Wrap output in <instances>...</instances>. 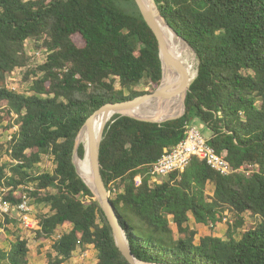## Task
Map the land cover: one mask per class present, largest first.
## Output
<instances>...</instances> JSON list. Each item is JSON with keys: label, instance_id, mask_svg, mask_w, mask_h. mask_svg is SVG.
I'll return each instance as SVG.
<instances>
[{"label": "trees", "instance_id": "trees-1", "mask_svg": "<svg viewBox=\"0 0 264 264\" xmlns=\"http://www.w3.org/2000/svg\"><path fill=\"white\" fill-rule=\"evenodd\" d=\"M118 1L0 0V122L14 112L19 126L6 141L10 162L0 163V187H9L1 195L18 204L25 194L48 207L36 235L53 238L49 264H63L87 245L97 252L96 264H130L72 161L76 136L95 110L153 92L161 80L154 33L133 0H126L132 11ZM155 2L196 53L198 72L181 117L157 123L116 114L106 123L100 172L118 221L133 255L144 262L264 264V0ZM27 39L47 51L36 66L29 64ZM26 67L30 94L8 88L6 76ZM140 83L149 88L137 89ZM181 109L182 98L171 116ZM196 119L210 132L207 143L226 152L233 167H257L249 175H222L193 156L182 173L152 181L153 162ZM77 153L85 162L83 143ZM43 156L52 171L33 173ZM225 211L235 216L225 236L196 242L190 215L196 225L213 226ZM248 212L258 221L236 237ZM14 219L6 214L1 223L14 238L6 237L8 248L0 245V264H29L27 240L6 228ZM172 224L183 236L174 238Z\"/></svg>", "mask_w": 264, "mask_h": 264}, {"label": "water", "instance_id": "water-1", "mask_svg": "<svg viewBox=\"0 0 264 264\" xmlns=\"http://www.w3.org/2000/svg\"><path fill=\"white\" fill-rule=\"evenodd\" d=\"M137 6L138 11L140 12L142 18L149 26V28L154 33L157 43H158V54L161 61V80L159 85L155 88L153 92L145 93L139 96H136L132 99L120 101L116 103H106L102 105L100 108L95 110L85 121L82 125L81 129L79 130L76 139L75 145L72 154V161L74 163L76 172L78 176L82 179V181L90 188L92 193L94 194L95 200L99 203L102 211L104 212L113 233V238L115 241L116 246L119 248L123 256L130 264H160V263H149L144 262L137 259L130 248L129 242L125 235V232L118 221V217L116 212L113 208V205L110 201V194L108 188L105 186V183L102 179V175L100 172V163H99V150H100V142L102 140L103 131L105 128L99 132L96 136L92 130V122L95 117L100 114L104 115H120V116H129L138 120L142 121H149V122H157L162 123L170 120L177 119L181 117L185 113V99L186 95L189 91V86L191 82L195 79L198 68H196V73L193 80L190 82V75L180 59L176 57L170 47L168 45L163 25L170 29L175 36H177L180 41L186 45L192 53L196 56V53L188 44V42L180 37L168 24L166 19L162 16L157 3L155 0H133ZM198 64V62H197ZM172 72L176 74V81L175 87H173L174 82L171 81L168 77V73ZM180 94L182 96V109L180 113L174 116H168L163 118H155L150 116H143L132 113L133 111H139L140 109L146 108L148 103L156 104L157 106L161 105L163 101L173 98L175 95ZM155 110V109H154ZM111 116V117H112ZM110 120V119H109ZM108 120V121H109ZM107 121V122H108ZM106 122V123H107ZM86 131L88 136V144L87 147L84 145V156L87 155L89 166L92 173V183L88 184L79 174L76 159L80 158L77 149L80 145L79 135L82 130Z\"/></svg>", "mask_w": 264, "mask_h": 264}, {"label": "rangeland", "instance_id": "rangeland-1", "mask_svg": "<svg viewBox=\"0 0 264 264\" xmlns=\"http://www.w3.org/2000/svg\"><path fill=\"white\" fill-rule=\"evenodd\" d=\"M118 4L122 9L126 11H132L134 8L133 5L129 1H126V0H119ZM25 48H26L27 54L30 57L29 64L36 66L42 63L46 59L47 51L36 48L33 40L27 39L25 41ZM189 51L191 52V50ZM191 57L193 58L191 62L196 64V67H197V58L196 56H194L192 52H191ZM26 69L27 67L21 68V69L18 68L14 70L13 74H8L5 80L6 86L16 91L30 94V92L28 91L29 86H30V81L24 79V72ZM148 88H149V85H145L142 83L138 84L137 86V89L147 90ZM181 98L182 97H180L179 100ZM171 111L172 109L169 108L168 105H165L157 109L156 111L152 112L151 115H153L155 118L160 119L163 117L171 116ZM111 116L112 115L106 116V119H105L106 121L103 123L102 127H104V125L111 118ZM3 117H4L3 120L0 122V144L4 145V148H0V163L7 164L10 162V159L5 152V148L7 147L6 141L8 140V136L12 133V129H10L11 128L10 125H13V123H15V120L13 119L14 117H12L9 113H4ZM192 124L201 130L204 137H207L209 135L210 133L209 130L204 128L202 122L199 121L198 119L194 120ZM83 144L85 145V142H83ZM52 168H53V164L51 160L47 156H43L42 160L38 164L35 165L33 169V173L37 174L40 172H51ZM140 174L143 175L142 172H140ZM159 178H162V177H159ZM21 189L17 190V192H22ZM7 190H9V187H0V196H2L1 194H3V192H6ZM207 192L211 194L210 188L208 189ZM28 199H29L27 200L28 206L31 208L32 213H34L37 217H39L41 214L47 211L48 207L46 205H38L32 202L30 198ZM10 214L12 218H16L18 213L16 211L14 212L12 211L10 212ZM5 215L6 213L0 210V243H1L0 245L3 246L4 248H8L9 243L6 240V237L8 236V238H12V237L14 238V236L9 235L5 227L1 225V223L3 224L5 221ZM224 216L225 217H223L221 222L214 224L213 226L211 225L205 226V225H196L193 218L190 215L189 225L197 229V235L195 237V241L198 242L200 237L208 235V234H212L214 236H219V237H224L228 226L235 219L234 218L235 216L229 211H225ZM256 221H258L257 217H253L249 212L246 213L243 216V224L238 227L235 233V236L239 237L244 230L253 226ZM68 227L69 226L59 228L56 234L54 235V237H57L61 230L68 229ZM6 228H8L10 231L14 232L21 238L27 240L28 248H29V252H28L29 264H49L47 252H49L51 249L53 238H47V239L39 238L36 235V233L27 231L18 219L9 223L6 226ZM172 228L174 232L173 234L174 238L183 236L182 234H179L177 232V229L174 224H172ZM96 263H97V252L93 248L92 245H87L84 247V249H80V248L76 249L72 257L63 264H96ZM50 264H54V263H50Z\"/></svg>", "mask_w": 264, "mask_h": 264}, {"label": "built area", "instance_id": "built-area-1", "mask_svg": "<svg viewBox=\"0 0 264 264\" xmlns=\"http://www.w3.org/2000/svg\"><path fill=\"white\" fill-rule=\"evenodd\" d=\"M13 72L14 71L10 74H13ZM3 109L4 106L0 107V110ZM10 115L14 117V120L17 118V114L14 112H11ZM10 129H12V132H17L19 126L18 124L13 123ZM11 137L12 133L8 136V140H10ZM193 156L205 160L211 168L222 175H229L239 171L249 175L254 168L257 167V165H255V167L249 165V169H244L242 166L238 168L233 167L226 159V152H222L221 154L216 153V151L207 143V139L203 136L201 130L193 124H188L186 126L184 138L171 149L166 148L164 150V153L151 165L148 175L152 181L159 182L160 179L171 173H182ZM142 179L143 176L141 174L136 175V185H139ZM115 191L116 190L113 189V192ZM22 198L23 199L20 203L11 204L9 200H5L0 196V210L6 214L16 211L18 213L16 218L22 223L23 227L27 231L36 233L41 228L39 219L34 213H32L31 208L28 206V197L24 194Z\"/></svg>", "mask_w": 264, "mask_h": 264}, {"label": "bare ground", "instance_id": "bare-ground-1", "mask_svg": "<svg viewBox=\"0 0 264 264\" xmlns=\"http://www.w3.org/2000/svg\"><path fill=\"white\" fill-rule=\"evenodd\" d=\"M163 29H164V33H165L168 45L170 47V50L172 51V53L176 57H178L180 59V61L182 62V64L184 65V67L186 68L188 73L190 74V82H191L195 76L196 68H197L196 64L191 62L193 60V58L191 57L192 51L190 52L189 51L190 49L188 50L187 46L184 45L180 41V39L177 36H175V34L170 29H168L164 25H163ZM167 75H168L169 79H171V81L174 82L173 87H175V81L177 78L176 74L169 72ZM180 97H182V96L180 94H177L173 98H169V99L163 101L162 104L159 106H157L156 104H153V103H148V105H146L147 106L146 108L140 109L137 112L133 111L132 113L138 114V115H143V116L154 117L153 115H151V113L156 111L157 109L165 106V105H168L169 108L173 109L175 103L179 100ZM105 119H106V115H104V114H100L93 119L92 130H93L94 135L97 136L99 134V132L102 130V128H103L102 125L106 121ZM79 141L82 143L85 142V146L87 147L88 136H87L85 129L82 130V132L80 133ZM76 165H77V169H78V172L81 175V177L88 184H91L92 183V173H91V169L89 166V161H88L87 155L85 156V162H84V158L83 159L77 158L76 159Z\"/></svg>", "mask_w": 264, "mask_h": 264}]
</instances>
